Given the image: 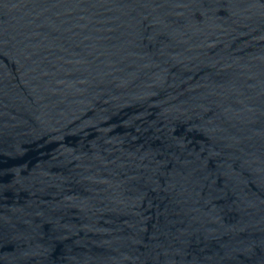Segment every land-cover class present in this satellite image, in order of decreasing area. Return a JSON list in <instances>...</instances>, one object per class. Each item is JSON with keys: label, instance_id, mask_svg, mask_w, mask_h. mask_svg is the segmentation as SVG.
<instances>
[{"label": "water", "instance_id": "obj_1", "mask_svg": "<svg viewBox=\"0 0 264 264\" xmlns=\"http://www.w3.org/2000/svg\"><path fill=\"white\" fill-rule=\"evenodd\" d=\"M0 264H264V0H0Z\"/></svg>", "mask_w": 264, "mask_h": 264}]
</instances>
